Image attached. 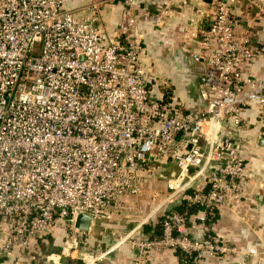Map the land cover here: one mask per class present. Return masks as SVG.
<instances>
[{
  "label": "built area",
  "instance_id": "built-area-1",
  "mask_svg": "<svg viewBox=\"0 0 264 264\" xmlns=\"http://www.w3.org/2000/svg\"><path fill=\"white\" fill-rule=\"evenodd\" d=\"M88 2L83 13L68 0H0V264L40 251L59 228L63 249L48 262L66 264L80 250L79 264H98L107 252L86 248L91 229L110 228L103 223L132 210L130 198L140 205L145 184L170 164L178 169L159 175L170 192L143 220L166 210L162 234L146 238L138 227L118 242L131 244L135 264L166 249L194 261L235 254L207 220L243 191L244 143L233 132L244 128L253 102L264 123V78L246 71L260 32L238 35L237 0L219 1L191 54L205 67L201 106L191 114L154 95L133 1ZM117 2L122 19L110 35L99 12ZM180 199L202 208L187 215L169 207ZM80 214L90 216L88 230L76 227ZM194 216L206 231L201 238L186 230Z\"/></svg>",
  "mask_w": 264,
  "mask_h": 264
},
{
  "label": "crops",
  "instance_id": "crops-1",
  "mask_svg": "<svg viewBox=\"0 0 264 264\" xmlns=\"http://www.w3.org/2000/svg\"><path fill=\"white\" fill-rule=\"evenodd\" d=\"M132 1L129 7L136 16L138 28L145 33L141 64L151 80L154 95L165 99L164 90H167L173 103L181 105L187 113L196 112L201 106L198 90L205 80V67L193 60L191 54L200 49L203 32L221 0ZM68 2L71 8L82 9L83 13L89 3L88 0ZM123 9L122 2L101 7L98 20L108 34L112 35L119 27ZM233 14L238 23V35L245 37L260 32L258 55L246 64V71L264 78V0H237ZM260 110V105L253 102L243 114L247 125L240 132H233L244 143L242 154L246 167L243 191L239 198L217 209L218 218L208 227L211 233L238 251L230 255L207 253L193 264H264V123L259 118ZM227 131L231 133L234 130L229 127ZM175 167L170 164L167 168H159L158 174L145 184L139 200L142 211H146L156 199L157 188L165 187L159 180L160 173L170 174ZM136 202V199L130 198L129 206L132 210L141 211L136 208ZM130 216L117 215L112 220L114 223L104 222L103 225L114 228L116 234L121 236L138 227L142 229L148 223L134 216L128 218ZM61 230L59 228L56 232ZM186 230L195 238L206 234L196 216ZM93 234L86 248L93 253L107 252L98 264H135L136 251L130 243H119L111 233L99 231ZM51 237L48 236L49 239ZM52 238L58 240L57 236ZM251 249L255 250L254 254H249ZM36 251L33 249L23 255L15 254L7 264H17L18 258L19 264H37ZM67 260L68 264H79L76 260ZM185 263L176 250L166 249L152 253L148 264Z\"/></svg>",
  "mask_w": 264,
  "mask_h": 264
},
{
  "label": "rangeland",
  "instance_id": "rangeland-1",
  "mask_svg": "<svg viewBox=\"0 0 264 264\" xmlns=\"http://www.w3.org/2000/svg\"><path fill=\"white\" fill-rule=\"evenodd\" d=\"M174 169L176 170L178 168L175 167ZM159 180H160V182L162 181L161 183H162V185L164 184L165 187H162V189L161 188H157V190H156V194H157L156 196L157 197H156V199H154L155 196L154 195L151 196L152 199H154V200L152 201V205L149 206L148 208H146V211L145 210L142 211L141 210V207H139V205H137L136 208H139L141 211H139V210L138 211H136V210H130L127 213L126 212L125 213H120L119 215H121V214L122 215H124V214L125 215L131 214V216L128 217V218H131V217L134 216L136 219H139V220L140 219H143L144 220V218H147V216L149 215V213L152 210H154L168 196V194L170 192V190L167 188V178L166 179L165 178H160ZM175 202L176 201H174V203ZM174 203H172L169 207H171ZM160 212L158 214H160ZM112 220L107 221V222L108 223L109 222L114 223V221H112ZM100 226H101L100 224H97L94 228L91 229V232H93V233H99V231H102L104 233H111V231H112V228L111 227L106 229V228H103V227H100ZM63 232L64 231H62V230L61 231H57L52 236V237L57 236L58 240L57 239H53L51 237L50 239L49 238H45L43 242H40L39 243L40 251L39 252L36 251L37 253L35 254L36 259L37 260L39 259L38 262H37V264H51L50 262H48L47 256L50 255V254H52V253L60 254L62 252L63 243H64ZM121 236H124V234H122ZM115 238L119 239L120 238V235L116 234L115 235ZM74 256H76V258H77V259H74V260H76L77 263H81L82 262L83 255L81 254V251L80 250ZM69 260H73V259H70L69 258ZM66 264H68V260H66Z\"/></svg>",
  "mask_w": 264,
  "mask_h": 264
},
{
  "label": "trees",
  "instance_id": "trees-1",
  "mask_svg": "<svg viewBox=\"0 0 264 264\" xmlns=\"http://www.w3.org/2000/svg\"><path fill=\"white\" fill-rule=\"evenodd\" d=\"M164 97L166 101H172V97L169 94L167 90H164ZM168 92V93H167ZM189 193L193 192V189L188 190ZM174 208L180 210L181 212L186 213L187 215L196 214L202 207L201 205H195L189 203L186 199H180L177 203H174L172 205ZM166 210L161 211L160 214H158L155 218L151 219L148 223L143 225V228L138 231L139 234L142 233L144 237L146 238H154L157 236H160L162 234V226L161 221L164 217ZM218 218L217 210L213 212V214L209 215V218L207 220L209 225H212V223ZM213 234V233H212ZM215 236V234H213ZM217 237V236H215ZM219 238V237H217ZM220 239V238H219ZM181 258L182 261L186 262L185 264H193L194 260L192 258H189L185 256L182 252L179 250H176Z\"/></svg>",
  "mask_w": 264,
  "mask_h": 264
},
{
  "label": "water",
  "instance_id": "water-1",
  "mask_svg": "<svg viewBox=\"0 0 264 264\" xmlns=\"http://www.w3.org/2000/svg\"><path fill=\"white\" fill-rule=\"evenodd\" d=\"M91 223V218L88 215L80 214L76 221V227L83 230H88Z\"/></svg>",
  "mask_w": 264,
  "mask_h": 264
}]
</instances>
